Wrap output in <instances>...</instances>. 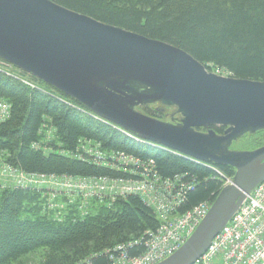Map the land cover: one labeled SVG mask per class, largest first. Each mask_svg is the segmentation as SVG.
I'll return each instance as SVG.
<instances>
[{
	"label": "trees",
	"instance_id": "16d2710c",
	"mask_svg": "<svg viewBox=\"0 0 264 264\" xmlns=\"http://www.w3.org/2000/svg\"><path fill=\"white\" fill-rule=\"evenodd\" d=\"M49 1L102 24L178 48L208 71L264 82V0ZM31 79L37 89L0 74V100L10 105L9 118L0 124L2 161L25 174L125 178L121 171L77 158L82 148L98 144L107 156L124 153L150 159L162 179L178 176L191 183L193 187L185 193L178 213L202 202L212 204L225 187L211 168L230 181L233 178L234 170L229 167L200 164L132 140L111 127L114 125L79 111L81 106L72 99ZM141 110L148 117H162L148 106ZM211 129L223 132L222 128ZM248 141L255 149L262 146L264 132L249 136ZM29 190H0V264H19L22 258L40 252L48 256L45 264H110L108 251L136 241L159 225L153 210L138 196L118 198L110 204L93 201L85 216L74 210L56 216L46 207L44 198L49 196L45 197L43 190ZM141 251L137 248L129 253L135 256Z\"/></svg>",
	"mask_w": 264,
	"mask_h": 264
},
{
	"label": "water",
	"instance_id": "95a60500",
	"mask_svg": "<svg viewBox=\"0 0 264 264\" xmlns=\"http://www.w3.org/2000/svg\"><path fill=\"white\" fill-rule=\"evenodd\" d=\"M0 59L146 143L234 170L187 241L158 264H195L264 180V145L230 150L264 131V82L214 74L178 48L49 0H0ZM154 104L175 108L179 121L136 111Z\"/></svg>",
	"mask_w": 264,
	"mask_h": 264
},
{
	"label": "built area",
	"instance_id": "2783aa9c",
	"mask_svg": "<svg viewBox=\"0 0 264 264\" xmlns=\"http://www.w3.org/2000/svg\"><path fill=\"white\" fill-rule=\"evenodd\" d=\"M0 74L19 81L31 89H37V84L31 79L32 77L30 78L1 59ZM79 111L94 120L107 123L82 107ZM9 115L10 105L0 100V124L8 119ZM116 130L140 142L130 133L118 127ZM50 136L51 131L48 130L47 138ZM141 143L148 144L143 141ZM2 157L3 154L0 153V178L3 183L15 187L13 189L26 190L34 185H38V188L49 186L56 192L51 194V197H54L57 190H62L57 187L63 185L70 197L83 194L87 200L95 198L101 201L105 195L111 194L116 186V199L138 196L147 207L151 208L159 219L157 228L146 231L136 241L118 245L108 251L110 264H158L162 262L172 256L187 241L211 207L208 202H202L191 210L178 213L177 209L182 204L185 193L193 187L191 183L184 182L182 177L178 176L172 180L162 179L154 168V162L150 159L141 160L124 153H113L107 156L100 150L98 144H88L82 148V154L77 158L90 161L97 166H107L121 171L126 175L125 178L73 179L25 174L4 163ZM211 169L220 176L224 186L230 184L229 178L223 176L215 168ZM184 185L187 190L182 192L181 188ZM115 197L112 196L113 199ZM137 248H141L142 251L135 256L130 255L129 252ZM195 264H264V180L252 190Z\"/></svg>",
	"mask_w": 264,
	"mask_h": 264
},
{
	"label": "rangeland",
	"instance_id": "374dc122",
	"mask_svg": "<svg viewBox=\"0 0 264 264\" xmlns=\"http://www.w3.org/2000/svg\"><path fill=\"white\" fill-rule=\"evenodd\" d=\"M210 72L217 74V75H220V76H223V77H228L226 73L218 71V70L211 69ZM72 107H75V106L72 105ZM148 107L151 109L157 110L159 113L162 114V117L159 119L162 122L170 123V124H176L179 121L180 117H179V115L176 114L175 108L162 107L158 104L150 105ZM141 108L142 107L136 108V111L145 115L144 112L141 110ZM75 109L77 110V108H75ZM111 127L116 129V126H111ZM260 132H264V131H260ZM249 136H253V135L243 136L242 138H240L239 140H237L236 142H234L232 144L230 150H234V151H251V150H254L255 148L253 146L249 145V141H248ZM141 141L142 140H140V142ZM147 145L152 146L154 148L163 149L162 147L155 145V144L148 143ZM163 150H166V149H163ZM15 179H16V177H15ZM61 182H63V181H61ZM13 188H15V187H13L11 184L3 183L2 179L0 178V190L13 189ZM57 188H62V190H57V194L54 197H51V194H54L56 192L49 186H47L46 188H38V185H34L33 187H30L29 191H34V190L41 191V190H43L44 196L45 197L49 196V198H44V199H46V201H45L46 207L48 208V210H50V212H52L53 214H56V216L59 215V212L65 213V212L73 211V210L78 212V213H81V215L85 216L87 214V212L89 211L88 208H89L90 204L93 201L98 202V203H100V202L102 203L105 200L110 204L116 199V197H115L116 196V186H114V191L109 195H105L101 199V201H99L95 198L92 200H90V199L87 200L83 196V194H81L80 196L74 195L73 197H70V195L67 193V191L63 187V185H60ZM14 190H16V189H14ZM186 190H187L186 186L184 185L181 188V191L185 192ZM112 196L115 198L113 199ZM47 259H48V256L46 255V253L40 252V253H38V255L32 254V255H29V256L22 258V260L20 261L19 264H45Z\"/></svg>",
	"mask_w": 264,
	"mask_h": 264
},
{
	"label": "bare ground",
	"instance_id": "6f19581e",
	"mask_svg": "<svg viewBox=\"0 0 264 264\" xmlns=\"http://www.w3.org/2000/svg\"><path fill=\"white\" fill-rule=\"evenodd\" d=\"M226 186H227V185H226ZM244 202H245V201H244ZM244 202H243V203H244ZM243 203H242V204H243ZM205 216H206V215H205ZM220 232H221V231H220ZM215 237H216V236H215ZM215 237H214V238H215Z\"/></svg>",
	"mask_w": 264,
	"mask_h": 264
}]
</instances>
